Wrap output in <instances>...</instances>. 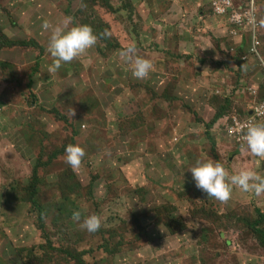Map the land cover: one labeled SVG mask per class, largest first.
Segmentation results:
<instances>
[{
	"label": "rangeland",
	"instance_id": "1",
	"mask_svg": "<svg viewBox=\"0 0 264 264\" xmlns=\"http://www.w3.org/2000/svg\"><path fill=\"white\" fill-rule=\"evenodd\" d=\"M65 17L98 39L49 73L42 24ZM263 101L264 0H0V264H264V193L220 202L188 170L264 176L224 130Z\"/></svg>",
	"mask_w": 264,
	"mask_h": 264
},
{
	"label": "clouds",
	"instance_id": "2",
	"mask_svg": "<svg viewBox=\"0 0 264 264\" xmlns=\"http://www.w3.org/2000/svg\"><path fill=\"white\" fill-rule=\"evenodd\" d=\"M72 18L65 17L55 24L44 22L42 28L50 33L47 43V51L53 58L47 71L55 73L62 64H67L80 57L97 42V35L89 25H72ZM109 33L105 32L107 37ZM119 57L131 65V74L136 79H147L153 69V64L145 58L136 55L133 44H129L120 51ZM264 102V101H263ZM255 108L252 106L248 113L232 115L231 119L246 120L253 117ZM74 115V112L73 114ZM226 119L224 116L220 121ZM264 118H256L255 121H248L243 125L244 142L240 143L232 139V142L241 147L246 146L248 152L257 158L264 159ZM227 124H225V133ZM85 156V151L80 145L69 144L65 148L66 163L76 170L80 167ZM191 172L195 187L206 194L208 198H214L220 202H227L232 195L233 188L243 192H254L257 195L264 193V176L259 175L255 170L242 168L233 173L219 162L212 160H197L188 168ZM75 221L81 220V213L76 211L72 214ZM89 233H95L101 227V219L93 214L85 217L80 225Z\"/></svg>",
	"mask_w": 264,
	"mask_h": 264
},
{
	"label": "built area",
	"instance_id": "3",
	"mask_svg": "<svg viewBox=\"0 0 264 264\" xmlns=\"http://www.w3.org/2000/svg\"><path fill=\"white\" fill-rule=\"evenodd\" d=\"M217 13V12H216ZM218 14V13H217ZM258 45L255 43L254 47H257ZM256 118H264V102L259 104L255 108V114L253 117L248 118L246 120H239L237 118H233L229 125H227L226 132L229 137L234 139L237 142H244L243 136H244V129L243 125H245L248 121H255Z\"/></svg>",
	"mask_w": 264,
	"mask_h": 264
},
{
	"label": "trees",
	"instance_id": "4",
	"mask_svg": "<svg viewBox=\"0 0 264 264\" xmlns=\"http://www.w3.org/2000/svg\"><path fill=\"white\" fill-rule=\"evenodd\" d=\"M218 117H219V116L216 115V116L214 117V119H213V122H215V121L217 120Z\"/></svg>",
	"mask_w": 264,
	"mask_h": 264
}]
</instances>
